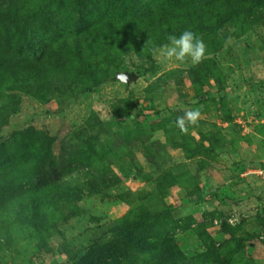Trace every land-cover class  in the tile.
Masks as SVG:
<instances>
[{"label": "rangeland", "instance_id": "1", "mask_svg": "<svg viewBox=\"0 0 264 264\" xmlns=\"http://www.w3.org/2000/svg\"><path fill=\"white\" fill-rule=\"evenodd\" d=\"M0 105V264H264V0H0Z\"/></svg>", "mask_w": 264, "mask_h": 264}, {"label": "clouds", "instance_id": "2", "mask_svg": "<svg viewBox=\"0 0 264 264\" xmlns=\"http://www.w3.org/2000/svg\"><path fill=\"white\" fill-rule=\"evenodd\" d=\"M167 40V44L151 49L154 55L164 61L186 62L190 58L191 64L195 66L205 58L206 45L202 38L191 30L186 29L179 36L170 34ZM200 116L198 108L186 111L183 116L177 118L176 126L182 133H187L188 125L197 124Z\"/></svg>", "mask_w": 264, "mask_h": 264}, {"label": "trees", "instance_id": "3", "mask_svg": "<svg viewBox=\"0 0 264 264\" xmlns=\"http://www.w3.org/2000/svg\"><path fill=\"white\" fill-rule=\"evenodd\" d=\"M134 15H135V13L133 14L132 20L135 18ZM165 41H168L167 38H166ZM0 109L1 110L3 109V105H0ZM17 156H18V153L9 152L6 148L4 149V145H0V178L1 177H4V178L5 177L6 178L16 177V175L18 173H20L21 167H23L25 165V160L21 159L22 156H20V158H18ZM16 180H17V178H16ZM56 181H59V177H58V179ZM39 182H41V181H39ZM18 185H20V184H18ZM38 185H39V187H42V186L46 187L45 189H46L47 193H49L51 191L53 193L54 189L56 187L57 188L60 187V184H57V182H53V181L51 182V177L48 178L46 180V182H43V184L39 183ZM208 187H209V185L203 186L202 189L200 190V192L198 193V196L199 197L205 196L206 193H207V188ZM32 213L34 214L35 211L33 210V211L30 212V214H32ZM171 249H173L172 246H171ZM84 258H85L84 260H85L86 264H100L102 262V260H103L102 256H100V254H98L97 251L89 254L87 257H84ZM162 258H163V256H162ZM162 258L160 260L161 263H162ZM146 264H157V260H156L155 254H153L152 256L147 258Z\"/></svg>", "mask_w": 264, "mask_h": 264}, {"label": "water", "instance_id": "4", "mask_svg": "<svg viewBox=\"0 0 264 264\" xmlns=\"http://www.w3.org/2000/svg\"><path fill=\"white\" fill-rule=\"evenodd\" d=\"M138 74L135 72V71H118L116 72L114 78L123 82V83H126V84H129L131 82H134L138 79Z\"/></svg>", "mask_w": 264, "mask_h": 264}, {"label": "built area", "instance_id": "5", "mask_svg": "<svg viewBox=\"0 0 264 264\" xmlns=\"http://www.w3.org/2000/svg\"><path fill=\"white\" fill-rule=\"evenodd\" d=\"M258 174H263L264 173V168H261L257 171Z\"/></svg>", "mask_w": 264, "mask_h": 264}]
</instances>
